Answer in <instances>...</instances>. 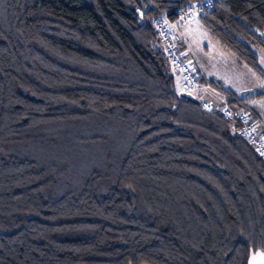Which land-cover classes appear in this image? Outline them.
Here are the masks:
<instances>
[{
  "label": "trees",
  "instance_id": "1",
  "mask_svg": "<svg viewBox=\"0 0 264 264\" xmlns=\"http://www.w3.org/2000/svg\"><path fill=\"white\" fill-rule=\"evenodd\" d=\"M148 1L174 19L195 0ZM154 14L143 0H0V264L264 253V161L177 92ZM197 20L262 71L264 0H213Z\"/></svg>",
  "mask_w": 264,
  "mask_h": 264
},
{
  "label": "built area",
  "instance_id": "2",
  "mask_svg": "<svg viewBox=\"0 0 264 264\" xmlns=\"http://www.w3.org/2000/svg\"><path fill=\"white\" fill-rule=\"evenodd\" d=\"M143 1L155 12L151 18V23L168 55L173 75L177 77L174 78L177 92L199 100L205 108L208 106L207 102L202 99L204 93H200L201 89H209L215 94L217 93L221 97V102L214 109L223 118L236 123L238 134L253 147L256 154L264 161V122L260 115L239 97L224 90L221 91L212 85L180 36L179 25L210 10L213 7V0L189 2L177 12L174 19L170 18L166 12L158 10L148 0ZM180 43L183 45L181 50L178 48Z\"/></svg>",
  "mask_w": 264,
  "mask_h": 264
},
{
  "label": "rangeland",
  "instance_id": "3",
  "mask_svg": "<svg viewBox=\"0 0 264 264\" xmlns=\"http://www.w3.org/2000/svg\"><path fill=\"white\" fill-rule=\"evenodd\" d=\"M198 16H194L191 21L181 24V28H178L188 50L197 60L204 75L205 72L208 75L211 74L212 78H217L215 80H219L222 84L217 89L221 91L224 89L220 87L229 89L241 100L244 98L245 102L260 115L264 122V48H254L262 68L261 72H257L240 62L232 51L221 45L215 37L206 31L197 20ZM173 77L177 78L175 75ZM200 93H204L202 99L207 102L208 108L214 109L221 102V97L209 89H201Z\"/></svg>",
  "mask_w": 264,
  "mask_h": 264
},
{
  "label": "water",
  "instance_id": "4",
  "mask_svg": "<svg viewBox=\"0 0 264 264\" xmlns=\"http://www.w3.org/2000/svg\"><path fill=\"white\" fill-rule=\"evenodd\" d=\"M249 264H264V253H257L250 257Z\"/></svg>",
  "mask_w": 264,
  "mask_h": 264
},
{
  "label": "crops",
  "instance_id": "5",
  "mask_svg": "<svg viewBox=\"0 0 264 264\" xmlns=\"http://www.w3.org/2000/svg\"><path fill=\"white\" fill-rule=\"evenodd\" d=\"M185 26V25H184ZM205 75H206V77L209 79V80H213L215 83H218V84H220V85H222L220 82H219V80L217 81V80H215V79H217V78H212L213 76L210 74V75H208L206 72H205Z\"/></svg>",
  "mask_w": 264,
  "mask_h": 264
}]
</instances>
